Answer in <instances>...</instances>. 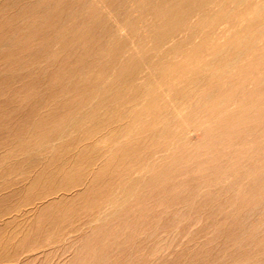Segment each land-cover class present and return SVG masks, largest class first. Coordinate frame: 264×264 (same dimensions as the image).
<instances>
[{"label": "bare ground", "instance_id": "obj_1", "mask_svg": "<svg viewBox=\"0 0 264 264\" xmlns=\"http://www.w3.org/2000/svg\"><path fill=\"white\" fill-rule=\"evenodd\" d=\"M25 1L21 14L35 4ZM73 1L66 10L87 18L76 44L90 72L60 75L65 96L47 104L59 113L33 122L37 145L61 161L37 183L51 194L89 175L80 193L100 190L88 220L96 228L194 171V197L181 205L223 183V204L244 208L231 222L253 224L255 238L264 227V0H110L107 14Z\"/></svg>", "mask_w": 264, "mask_h": 264}, {"label": "rangeland", "instance_id": "obj_2", "mask_svg": "<svg viewBox=\"0 0 264 264\" xmlns=\"http://www.w3.org/2000/svg\"><path fill=\"white\" fill-rule=\"evenodd\" d=\"M22 1L0 0V264H264V246L257 243L264 241V227L252 238L253 224L231 222L232 211L244 208L223 204V183L181 205L194 197V171L182 186L147 190L121 211L125 216L96 228L88 220L100 190L80 193L89 175L51 194L43 178L37 183L40 172L56 171L61 161H50L37 145L42 135L32 133L33 122L59 113L47 104L65 96L60 75L75 74V82L90 72L83 45L77 46L88 25L84 12L66 10L77 9L73 0H27L35 4L25 14L18 10ZM111 5L89 0L88 8L107 14ZM20 138L27 143L18 145ZM70 165L82 168L79 161Z\"/></svg>", "mask_w": 264, "mask_h": 264}]
</instances>
